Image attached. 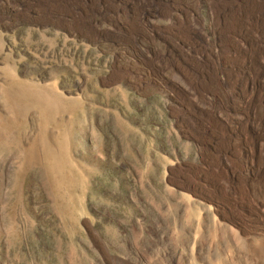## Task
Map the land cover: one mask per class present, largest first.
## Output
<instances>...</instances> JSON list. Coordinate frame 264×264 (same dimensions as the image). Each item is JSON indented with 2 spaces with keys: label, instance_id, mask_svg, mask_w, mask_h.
Returning <instances> with one entry per match:
<instances>
[{
  "label": "rangeland",
  "instance_id": "obj_1",
  "mask_svg": "<svg viewBox=\"0 0 264 264\" xmlns=\"http://www.w3.org/2000/svg\"><path fill=\"white\" fill-rule=\"evenodd\" d=\"M245 8L0 0V264H224L221 204L180 179L229 171Z\"/></svg>",
  "mask_w": 264,
  "mask_h": 264
},
{
  "label": "bare ground",
  "instance_id": "obj_2",
  "mask_svg": "<svg viewBox=\"0 0 264 264\" xmlns=\"http://www.w3.org/2000/svg\"><path fill=\"white\" fill-rule=\"evenodd\" d=\"M253 1L246 0L245 9L229 13V23L244 22L239 30L242 29L245 35L243 44L236 41L229 69L232 70L229 78L234 77V89L229 91V171L220 165L213 171L208 170L219 184L215 181L203 183L188 173L181 174L180 179L184 186L197 187L208 191V194L210 192L213 196L210 202L221 204V219L229 224L231 234V246L224 264H264V13L252 8L255 4ZM241 51L244 56L234 59ZM233 70L237 72L235 75ZM235 131H238V137ZM241 148L247 154H243ZM258 191L261 196L256 198L254 194ZM111 264L128 263L114 258Z\"/></svg>",
  "mask_w": 264,
  "mask_h": 264
}]
</instances>
